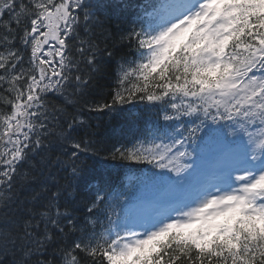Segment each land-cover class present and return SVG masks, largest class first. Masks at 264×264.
Returning <instances> with one entry per match:
<instances>
[{"label": "snow or ice", "instance_id": "1", "mask_svg": "<svg viewBox=\"0 0 264 264\" xmlns=\"http://www.w3.org/2000/svg\"><path fill=\"white\" fill-rule=\"evenodd\" d=\"M0 264H264V0H0Z\"/></svg>", "mask_w": 264, "mask_h": 264}, {"label": "trees", "instance_id": "2", "mask_svg": "<svg viewBox=\"0 0 264 264\" xmlns=\"http://www.w3.org/2000/svg\"><path fill=\"white\" fill-rule=\"evenodd\" d=\"M135 105H143L144 107L145 104L140 103V104H135ZM133 106L134 105H126L125 111L120 114L113 113L110 116H104L99 119L94 118L92 120V123L96 127L97 138L103 139L109 143L115 142L116 140H119L121 142H126L129 139L130 135L139 134L144 129L148 128L149 123H152V120H150V117H147L145 115V111L143 110H140L133 118L126 120V115H125L126 109H129L130 107H133ZM120 117H122L121 122H123L125 127H127L125 131L121 133L123 135L122 139H120L119 137L115 135L116 129L114 128L115 124H117V122L119 123ZM134 166H140V165L125 164L123 167L114 168L112 170L110 182L116 187L118 191H121V188L123 187V180L120 177L121 175L119 173L126 169H129L130 167H134Z\"/></svg>", "mask_w": 264, "mask_h": 264}, {"label": "rangeland", "instance_id": "3", "mask_svg": "<svg viewBox=\"0 0 264 264\" xmlns=\"http://www.w3.org/2000/svg\"><path fill=\"white\" fill-rule=\"evenodd\" d=\"M146 189V188H145ZM144 192H145V190H144ZM148 192V191H147ZM138 198H142V197H140V196H138V197H136V198H133V199H130V201H132V202H134L136 199H138Z\"/></svg>", "mask_w": 264, "mask_h": 264}]
</instances>
